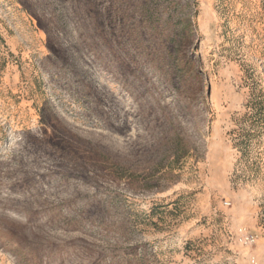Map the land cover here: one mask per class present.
Segmentation results:
<instances>
[{"label":"rangeland","instance_id":"rangeland-1","mask_svg":"<svg viewBox=\"0 0 264 264\" xmlns=\"http://www.w3.org/2000/svg\"><path fill=\"white\" fill-rule=\"evenodd\" d=\"M0 264H264V0H0Z\"/></svg>","mask_w":264,"mask_h":264},{"label":"built area","instance_id":"built-area-1","mask_svg":"<svg viewBox=\"0 0 264 264\" xmlns=\"http://www.w3.org/2000/svg\"><path fill=\"white\" fill-rule=\"evenodd\" d=\"M251 240H252V238H251Z\"/></svg>","mask_w":264,"mask_h":264}]
</instances>
